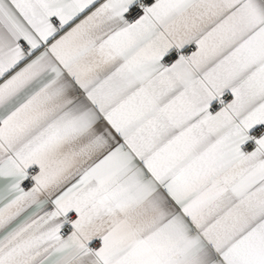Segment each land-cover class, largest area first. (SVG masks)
I'll return each instance as SVG.
<instances>
[{
	"label": "snow or ice",
	"instance_id": "6c2138e0",
	"mask_svg": "<svg viewBox=\"0 0 264 264\" xmlns=\"http://www.w3.org/2000/svg\"><path fill=\"white\" fill-rule=\"evenodd\" d=\"M0 264H264V0H0Z\"/></svg>",
	"mask_w": 264,
	"mask_h": 264
}]
</instances>
